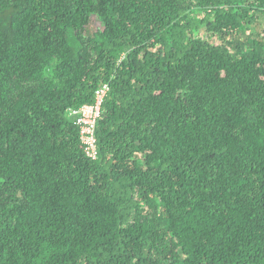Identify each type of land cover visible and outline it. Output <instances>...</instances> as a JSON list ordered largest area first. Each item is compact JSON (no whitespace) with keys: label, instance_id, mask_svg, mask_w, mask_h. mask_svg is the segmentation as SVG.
Here are the masks:
<instances>
[{"label":"trees","instance_id":"trees-1","mask_svg":"<svg viewBox=\"0 0 264 264\" xmlns=\"http://www.w3.org/2000/svg\"><path fill=\"white\" fill-rule=\"evenodd\" d=\"M0 264H264V0H0Z\"/></svg>","mask_w":264,"mask_h":264},{"label":"built area","instance_id":"built-area-1","mask_svg":"<svg viewBox=\"0 0 264 264\" xmlns=\"http://www.w3.org/2000/svg\"><path fill=\"white\" fill-rule=\"evenodd\" d=\"M107 92L108 86L104 84L94 91L92 104L70 111V116L74 118L75 125L78 128V136L83 147V153L91 161H95L98 158L95 131L97 122L101 118L102 106Z\"/></svg>","mask_w":264,"mask_h":264}]
</instances>
